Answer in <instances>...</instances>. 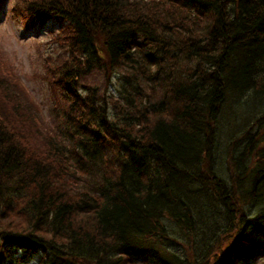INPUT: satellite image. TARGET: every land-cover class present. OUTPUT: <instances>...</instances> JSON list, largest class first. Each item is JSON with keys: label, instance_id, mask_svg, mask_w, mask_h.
<instances>
[{"label": "trees", "instance_id": "trees-1", "mask_svg": "<svg viewBox=\"0 0 264 264\" xmlns=\"http://www.w3.org/2000/svg\"><path fill=\"white\" fill-rule=\"evenodd\" d=\"M18 1L61 21L56 125L1 69L0 264H264V0ZM228 100L252 115L222 172Z\"/></svg>", "mask_w": 264, "mask_h": 264}, {"label": "rangeland", "instance_id": "rangeland-1", "mask_svg": "<svg viewBox=\"0 0 264 264\" xmlns=\"http://www.w3.org/2000/svg\"><path fill=\"white\" fill-rule=\"evenodd\" d=\"M18 0H4L0 4V70L6 73L16 72L15 83H21L25 87V92L32 102L37 106L39 115L45 119L52 129L56 123L50 118L54 111L50 104V90L45 82L37 77L35 73L43 71L39 62V56L45 53H53L54 41H50L51 32L58 30L61 26L59 20H48L41 27L39 24L28 27L21 21L20 16H13L14 8L18 5ZM2 74H4L1 71ZM5 73V74H6ZM101 72L94 71L92 74L82 79V83L96 85L100 91H111L115 89L117 82L111 81L106 85ZM252 113L246 108L235 105L233 100L227 101L219 115L216 133L217 167L220 171H226L228 163L227 153L230 142L235 138L243 137L241 134L248 126ZM54 116V115H53ZM235 143L233 152L238 154L242 142ZM242 141V140H241ZM168 241L166 247H171ZM172 243V242H171ZM41 254L37 253L33 258L22 264H37Z\"/></svg>", "mask_w": 264, "mask_h": 264}]
</instances>
